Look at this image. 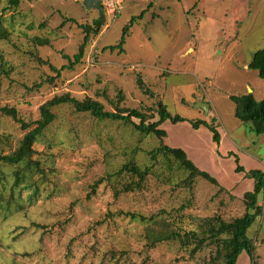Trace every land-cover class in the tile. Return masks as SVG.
<instances>
[{"label":"rangeland","instance_id":"rangeland-1","mask_svg":"<svg viewBox=\"0 0 264 264\" xmlns=\"http://www.w3.org/2000/svg\"><path fill=\"white\" fill-rule=\"evenodd\" d=\"M143 10L124 52L104 49ZM0 16L10 30L0 39V104L16 107L22 120L38 119L44 102L70 93L115 112L137 108L150 120L163 102L188 119L214 118L221 135L217 144L205 125L166 120L167 135L159 139L68 104L54 107L56 118L34 146L41 171L15 185L17 166L0 163V264L222 263L217 242L208 239L192 255L193 236L185 245L166 236L195 230L201 238L205 219L230 221L246 212L244 193L254 180L235 171L229 151L246 170L264 171V133L235 116L229 97L251 92L264 99V78L249 68L264 48V0H122L118 14L105 11L100 32L73 64L82 26L100 17L84 0H0ZM24 133L21 123L0 114L2 153L15 150ZM162 141L183 148L219 184L198 176L188 185V171L172 157L153 158ZM130 162L150 171L141 188L124 191L138 179L122 169ZM258 198L263 212L248 235L256 264H264V190ZM236 264H252L245 250Z\"/></svg>","mask_w":264,"mask_h":264},{"label":"trees","instance_id":"trees-1","mask_svg":"<svg viewBox=\"0 0 264 264\" xmlns=\"http://www.w3.org/2000/svg\"><path fill=\"white\" fill-rule=\"evenodd\" d=\"M10 2L18 4L19 0H10ZM144 12L145 10H143L139 15L132 16L128 24L123 27V32L119 42L117 44L106 46L104 49H118L119 53L124 52V44L131 27L138 19L143 18ZM101 26L102 22L100 17L94 21V25L85 24L82 26L85 32L84 40L79 47V51L74 54V60H71L72 64L78 63L82 60L85 54V48L90 41L91 34H98L101 30ZM9 35L10 30L3 23L2 17L0 16V39H7L9 38ZM39 60L43 61L41 58H39ZM249 68L257 70L258 75L264 78V48L258 49L254 53L252 60L249 63ZM53 69L58 70V68L54 66ZM138 82L144 92H151L141 77L138 78ZM229 97L235 104V116L241 121H250L252 123V128L256 133H264V99H255L251 92L245 94H231ZM66 104L71 105L76 111L90 113L93 117L99 120L111 119L123 121L124 123L132 125L143 135H155L159 139H162L167 135V131L161 127L166 120H170L172 123L188 120L191 126L195 129H198L201 125H205L211 130L212 139L215 143L219 144L221 139V135L214 118L211 122L203 118L188 119L180 114H173L168 109L167 104L163 102L159 103L157 109V114L159 116L158 119L150 120L151 117L147 116L145 112H142L137 108H123L118 112H115L105 109L104 105L100 101L94 100L90 97H86L81 100L72 96L70 93H64L61 95H55L51 99L44 102L40 106L39 118L30 122L22 120L18 117L16 107L0 104V114L10 116L12 119L21 123V127L25 130V133L15 150L9 153H2L0 151V163L15 165L17 167L19 166V169L16 167L14 171L15 185H25L24 181L27 177L32 176V174L38 170L41 171L40 160L34 158V154L36 153L34 146L56 118L53 108ZM134 119H137L138 121ZM151 153L153 154L154 159L157 158V154H165L177 161L180 166L185 168L189 173L186 179L188 185L198 176L213 184H219L216 177L212 176L208 171L198 167L189 158L187 152L181 147H173L162 141L154 150H152ZM228 156H234L236 172H244L246 177L254 180L253 189L244 193L247 209L246 212L242 216L236 217L230 221H226L219 216L205 219L206 227L202 230L203 234L201 238L195 230L186 232L185 236H183L184 234H181L179 231H173L172 235L167 234L166 237L171 238L175 236L182 241L183 245H185L188 244L189 238L193 236L195 238V243L191 251L192 255L200 249L208 239L214 243L217 242L219 257L223 258V262L217 264H236L239 255L244 250L248 253L252 264H256V247L254 240L248 235V230L255 222L257 216H260L263 212L262 205L259 203L258 195L264 190V171L261 169L246 170L240 163L239 156L233 151H229ZM122 169L138 178L137 181H134L135 183H132L134 188L125 184L123 186L125 187L124 191L141 188L142 182L146 179L150 171L149 167L142 169L134 162L125 164ZM99 183L100 180L96 182L95 186ZM26 185L27 188H33V184ZM33 192H35L34 188ZM2 197L4 196L2 194V190H0V198Z\"/></svg>","mask_w":264,"mask_h":264},{"label":"water","instance_id":"water-1","mask_svg":"<svg viewBox=\"0 0 264 264\" xmlns=\"http://www.w3.org/2000/svg\"><path fill=\"white\" fill-rule=\"evenodd\" d=\"M84 5L87 8L97 9L99 12L101 21L103 22L105 20V11H104V6L101 0H84ZM196 105L201 106L202 108H204L205 111H207L210 107V104L205 103V102H198Z\"/></svg>","mask_w":264,"mask_h":264},{"label":"built area","instance_id":"built-area-1","mask_svg":"<svg viewBox=\"0 0 264 264\" xmlns=\"http://www.w3.org/2000/svg\"><path fill=\"white\" fill-rule=\"evenodd\" d=\"M102 4L107 13L116 15L121 11L122 0H103Z\"/></svg>","mask_w":264,"mask_h":264}]
</instances>
